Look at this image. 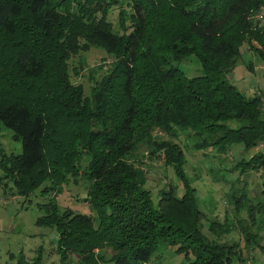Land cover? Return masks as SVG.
Listing matches in <instances>:
<instances>
[{
  "label": "trees",
  "instance_id": "16d2710c",
  "mask_svg": "<svg viewBox=\"0 0 264 264\" xmlns=\"http://www.w3.org/2000/svg\"><path fill=\"white\" fill-rule=\"evenodd\" d=\"M116 9L115 26L108 18ZM263 9L264 0H0V127L23 148L0 151V193L50 196L36 224L57 232L60 264L72 255L78 264H149L160 246L177 248L184 264L245 261L236 245L204 237L184 151L163 136L189 130L216 139L200 148L220 150L264 143L261 97L247 98L228 79L245 44L257 42L264 61ZM92 48L113 62L87 96L72 83L69 61ZM191 56L202 73L192 78L180 68ZM234 121L242 125L232 128ZM143 147L164 155L181 197L165 188L154 205L146 173L130 159ZM243 166L262 171L264 219V153ZM81 178L90 215L58 201L64 185ZM220 228L230 230L217 223L210 230ZM107 248L109 259L100 253ZM43 251L31 261L21 254L16 264H43Z\"/></svg>",
  "mask_w": 264,
  "mask_h": 264
},
{
  "label": "rangeland",
  "instance_id": "374dc122",
  "mask_svg": "<svg viewBox=\"0 0 264 264\" xmlns=\"http://www.w3.org/2000/svg\"><path fill=\"white\" fill-rule=\"evenodd\" d=\"M118 14L119 10L116 9L108 18L115 26ZM257 20L260 26L264 27V9L259 13ZM254 46L261 48L257 42ZM255 47L245 44L241 48L237 67L228 74V79L247 98L261 97L264 119V61L256 53ZM112 62L113 58L99 48L72 56L69 61L71 81L75 85H82L85 94L90 96L96 81L105 75ZM180 68L190 78L202 74L200 62L193 56L184 59ZM241 125L238 121L230 123L232 128ZM176 133L178 137H163L177 142L184 151L185 171L197 190L199 209L204 216L201 228L204 237L209 242L236 245L235 248L240 250L245 261L241 263L236 260L234 264H264V219L258 211V205L263 201L262 171L242 172L245 162L250 163L253 156L264 153V143L249 151H246L243 145H230L226 150H220L218 145L200 148L202 140L207 144L216 139L207 135L197 136L189 130ZM155 135L160 138L161 134ZM0 151H6L8 154L23 152L22 143L15 141L11 131L2 127ZM130 159L146 173V189L152 192L155 206L159 203L162 189L175 188L176 196L183 195V184L173 167L166 165L164 155L151 156L143 147ZM241 161L242 166H237ZM88 187L89 183L84 178L70 180L64 185L62 195L58 197L61 208L90 215L91 209L85 202ZM14 193L10 188L0 193V264H16L21 254L31 261L37 256L40 247L44 250L43 264H60V257L55 248L57 232L36 224L37 219L43 215L39 205L46 203L50 196L42 194L41 190L29 197L16 196ZM244 194L246 196L242 197ZM212 223L228 226L230 230L223 232L220 228L216 233L211 232ZM248 237L251 240H248ZM176 250L175 247L160 246L149 264L187 263L186 255L179 254ZM100 253H104L106 259H109L112 250L107 248ZM12 256L14 259H11ZM192 259L193 256H190V260ZM78 263L79 258L72 255L70 264Z\"/></svg>",
  "mask_w": 264,
  "mask_h": 264
}]
</instances>
